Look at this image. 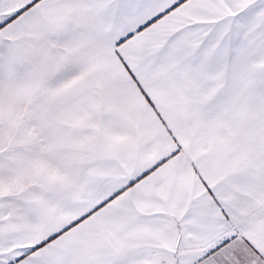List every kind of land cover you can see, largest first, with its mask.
Wrapping results in <instances>:
<instances>
[{
    "label": "snow or ice",
    "instance_id": "obj_1",
    "mask_svg": "<svg viewBox=\"0 0 264 264\" xmlns=\"http://www.w3.org/2000/svg\"><path fill=\"white\" fill-rule=\"evenodd\" d=\"M0 264H264V0H0Z\"/></svg>",
    "mask_w": 264,
    "mask_h": 264
}]
</instances>
